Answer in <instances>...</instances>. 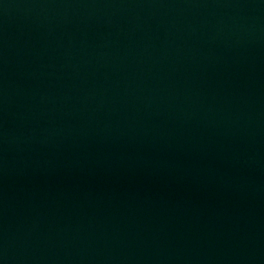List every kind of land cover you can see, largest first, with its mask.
<instances>
[{"label": "water", "instance_id": "water-1", "mask_svg": "<svg viewBox=\"0 0 264 264\" xmlns=\"http://www.w3.org/2000/svg\"><path fill=\"white\" fill-rule=\"evenodd\" d=\"M0 264H264V0H0Z\"/></svg>", "mask_w": 264, "mask_h": 264}]
</instances>
